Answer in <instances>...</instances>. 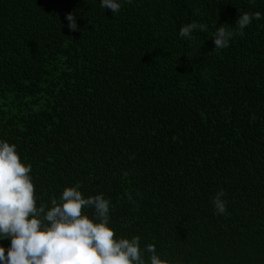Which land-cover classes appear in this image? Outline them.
Segmentation results:
<instances>
[{"label":"trees","instance_id":"1","mask_svg":"<svg viewBox=\"0 0 264 264\" xmlns=\"http://www.w3.org/2000/svg\"><path fill=\"white\" fill-rule=\"evenodd\" d=\"M118 2L0 0V141L31 165L37 207L102 195L145 264L149 244L170 264H264V0ZM192 22L207 30L181 37Z\"/></svg>","mask_w":264,"mask_h":264},{"label":"clouds","instance_id":"2","mask_svg":"<svg viewBox=\"0 0 264 264\" xmlns=\"http://www.w3.org/2000/svg\"><path fill=\"white\" fill-rule=\"evenodd\" d=\"M100 3L113 13L121 8L118 0ZM253 18L262 17L259 12L240 15L236 21L240 35ZM65 19L70 31L79 30L73 13H67ZM194 30L203 32L207 26L192 22L182 26L179 35L192 39ZM232 35L218 27L212 38L215 48L227 47ZM30 171L31 165L21 162L16 146L0 141V240H10L7 253L0 246V264H145L140 238L117 239L108 226L109 200L102 195L85 198L76 185L64 188L59 202L52 198L50 208L37 207ZM223 196L225 192L220 190L213 197L217 214L226 212ZM85 208L94 209L93 218L84 214ZM146 251L151 254L150 264H170L156 254L154 245H147Z\"/></svg>","mask_w":264,"mask_h":264}]
</instances>
